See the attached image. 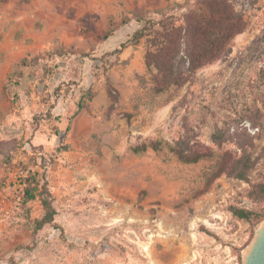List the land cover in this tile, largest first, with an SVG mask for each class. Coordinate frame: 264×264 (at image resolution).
<instances>
[{
  "label": "rangeland",
  "instance_id": "rangeland-1",
  "mask_svg": "<svg viewBox=\"0 0 264 264\" xmlns=\"http://www.w3.org/2000/svg\"><path fill=\"white\" fill-rule=\"evenodd\" d=\"M201 1L0 4V264H241L263 220L231 209L264 215L249 196L264 182V0H231L245 32L163 93L146 64L154 34L118 51L138 19L184 25ZM181 58L185 68V46ZM153 141L160 150L135 151ZM178 141L213 155L183 163L169 149ZM246 157L248 180L216 177L224 158ZM29 174L57 210L56 226L37 235L44 208L39 197L24 202Z\"/></svg>",
  "mask_w": 264,
  "mask_h": 264
},
{
  "label": "trees",
  "instance_id": "trees-1",
  "mask_svg": "<svg viewBox=\"0 0 264 264\" xmlns=\"http://www.w3.org/2000/svg\"><path fill=\"white\" fill-rule=\"evenodd\" d=\"M8 1L0 0V4ZM138 21H144V26L122 43L118 51L122 52L130 46H135L142 39L154 34L152 44L147 52L146 64L150 70H156L153 80L157 93H163L172 86L180 87L187 84L198 70L219 60L230 43L247 29L245 18L235 10L231 0H202L199 8L191 11L185 17L184 25H176V17L164 18L159 22L146 21L142 18ZM127 23L128 21L125 20L122 24ZM157 26L160 29H156ZM112 35L113 30H110L104 34L103 39L107 40ZM182 46L186 48L185 68L183 67L184 61L182 58L179 59ZM108 94L114 103L118 101V92L109 81ZM88 95L92 100V94L89 92ZM79 108L83 110L86 106L80 103ZM249 120L255 124V121ZM161 145V141H153L149 145L144 144L136 148L135 151H146L148 148L158 151ZM169 149L181 162L186 164L198 163L213 155L211 149L193 150L185 141L170 144ZM254 165L255 162L249 157L234 162L224 158L220 172L216 177L228 173L241 180H248V174ZM23 185L24 202L35 201L39 197L44 208L43 217L34 222V235H37L46 226H56L57 210L47 185H41L37 174H29L24 179ZM249 196L255 202H264V182L253 185ZM231 210L233 215L241 220L258 222L264 220V215L261 213L236 207H232Z\"/></svg>",
  "mask_w": 264,
  "mask_h": 264
},
{
  "label": "water",
  "instance_id": "water-1",
  "mask_svg": "<svg viewBox=\"0 0 264 264\" xmlns=\"http://www.w3.org/2000/svg\"><path fill=\"white\" fill-rule=\"evenodd\" d=\"M241 264H264V220L255 225L252 240L242 249Z\"/></svg>",
  "mask_w": 264,
  "mask_h": 264
},
{
  "label": "crops",
  "instance_id": "crops-1",
  "mask_svg": "<svg viewBox=\"0 0 264 264\" xmlns=\"http://www.w3.org/2000/svg\"><path fill=\"white\" fill-rule=\"evenodd\" d=\"M2 30H3V29H0V34H2V33H3V32H2Z\"/></svg>",
  "mask_w": 264,
  "mask_h": 264
}]
</instances>
